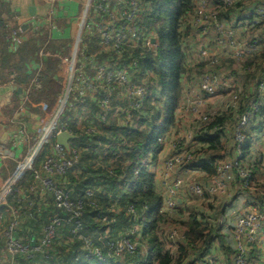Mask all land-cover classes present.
I'll return each mask as SVG.
<instances>
[{"label":"crops","instance_id":"0c3cea01","mask_svg":"<svg viewBox=\"0 0 264 264\" xmlns=\"http://www.w3.org/2000/svg\"><path fill=\"white\" fill-rule=\"evenodd\" d=\"M84 1L85 0H55L54 2H50V0H0V190L5 182L15 174L17 162L30 154L33 147L36 146L42 132L41 129L47 124L54 110L57 108L58 100L66 93L69 78L67 67L65 66V58L71 55L73 43L78 35L79 23L84 11ZM103 1L104 0H96L95 2ZM107 2L111 9L116 7L114 1L108 0ZM263 6L260 0H248L247 6L242 8L238 14H241L242 19L246 21L247 19L244 18L246 13L250 14L251 10L260 13ZM146 8L149 9V4H147ZM142 10L144 9L142 8ZM194 11V7L192 6L191 10L185 15V19L189 24L188 31L189 33L192 31L196 33L197 38H202L203 40L201 45L208 46L209 49L214 51L215 36L209 26L206 25L200 29L196 28V26H192L188 14H190V12L194 13ZM88 13L89 19L84 27V32L87 33H84L82 39L79 40L77 56L78 64L83 66L82 69L85 75L90 79L94 76L95 65L107 64L110 67H117L122 65L125 56L117 58L110 48L106 49L101 45L99 34H97L89 24L90 19L99 21L101 18L98 17L92 9H90ZM233 14L232 12L228 18H231ZM197 15V12H195L192 18H195ZM256 17L257 21L260 20L258 16ZM261 20H263L262 17ZM226 21L230 25L233 22L232 19H226ZM237 24L239 25V21ZM238 25H235L237 34L244 42H248L251 39H258L264 34V29L260 30L261 32L259 30L256 32L252 30L248 22V27L244 30ZM13 28H19L20 31L18 30L16 34H11L10 31ZM252 35L254 37L251 38ZM262 42L264 43V41ZM40 50H44L46 54L44 56L39 55ZM184 52L186 56V50H184ZM219 52L222 55L220 50ZM256 56L257 54L253 57ZM63 57H65V62L61 60ZM197 58L200 60L201 65V63H203V57L200 54L199 48ZM249 58L252 59V56ZM186 60L191 69L190 73L197 71L198 68H191L189 64L190 60L188 58H186ZM231 61L226 62L223 59L221 63L216 66V70L221 74H231L235 76L240 83H244L248 99L246 100L245 97L243 104L248 105L251 101L261 97L262 105L260 107V114L253 118L251 120L253 122L251 123L250 121L251 124L249 123L244 129L246 142L249 144V148L245 149L244 155L240 158L237 156L235 147L232 145L231 141L233 140L232 130L236 123L235 117L238 112L228 113L232 115L233 121L224 119V127L222 131H220L222 139L219 140L220 144H224V146H221L219 151H223V158L228 157L240 163L242 159H248L249 153H253L250 149L253 147L251 143L254 142V150L257 155L253 160L252 158L249 159L253 163V170H255V163L264 160V93L259 97L253 80H248L246 71L249 70L250 67L245 65L247 61L246 58L244 60ZM259 62L263 63L264 61H260V58H257V63ZM261 67H264V65H261ZM189 74H187V76ZM137 77L139 76H132L131 82L136 81ZM189 78L186 77V74L182 77V86L186 84L185 81ZM245 80L248 81V83H245ZM83 88H85V90H82ZM73 90L76 89H73L72 84L67 103L68 105L65 109L68 113L66 118L67 121H62L59 118L57 127L63 125L67 129L70 126V128L80 131L82 127L96 122L95 119L99 116L101 110L97 106L96 96L93 95L87 87H82L80 89L81 92H75ZM121 93L122 92L119 90L112 96L111 105L117 110L114 111L115 109H113L107 120L108 122H113V120H115L117 124L122 122L131 124L133 118L130 112L131 110L126 106L125 101L119 98ZM210 106L211 105L208 104L204 110H208ZM186 115L187 117L184 120L179 119L174 124L175 127L173 126L174 128L172 127L169 129L163 136V138H165L164 143L168 144V148L166 150V146L163 143L162 150L159 152L158 157L149 165V170L154 174V177L158 176L160 170L163 168L164 159L173 152V148L170 147L169 141L171 138H175V136H177L176 134L182 135L186 133V137L192 131V138L190 139L191 144L193 145L195 141V143L200 146V149H202L201 147H206L200 150L198 156L195 157L191 167L193 171L197 170L196 165L199 166V164L212 167L210 162L202 160L203 158H207L206 160H208L212 157L211 161L215 165L216 163H214V161L217 162L216 158L222 156L219 152H211L212 150L207 148L209 145L205 141L206 136H202L204 133L207 135L215 134L214 132H217L219 127H206L210 124H201L196 127L195 122L198 120V117L192 113ZM180 126H182V128H180ZM175 128H179V130L176 132ZM69 131L73 134L71 130ZM224 134L225 136H231V140L224 138ZM76 138L70 139L68 142L70 147H77V162L83 149L77 146L75 141H73ZM55 143V137H51L40 146L33 163L35 169H39L45 158L53 153ZM202 151L203 153L201 154L200 152ZM206 151L211 152L209 158L205 157V155H208L205 153ZM99 152L97 160L95 158L96 161L101 160L105 155L104 152ZM262 155L263 157H261ZM203 169L206 171L204 167ZM68 170L70 174L71 172L75 174L80 172L76 166ZM193 171H186L183 173L185 181L192 178ZM155 173L157 174L156 176ZM40 174L42 177L48 176L56 183L61 184L60 187L62 189L65 187L63 183H67L69 176L66 173L62 176L56 174L49 175L44 172ZM237 182L239 186L235 187L234 181L230 182L228 185L229 195L231 194V187L236 188L229 203L231 207L236 208L237 214H239L237 216H241L247 211L250 202L246 195L247 187L240 184V179ZM185 187L186 184L183 188L182 197L187 203L191 195L186 193L187 190ZM240 194H244L243 197H241L242 199L239 198ZM9 196H12V201L8 200ZM11 209H15L18 212L16 215L17 225L15 227V237L24 243H29V245L38 244L49 221L54 217L62 216L60 215L62 212H60L53 203L51 192L40 186L38 180L34 178L32 171L25 172L0 207V264H7L8 262V254L4 247V232L12 219ZM114 209L116 213L120 210L118 207H114ZM7 210L9 216L4 218L3 214ZM65 224L66 223L62 221L55 228L54 236L49 247L51 253L54 255L56 254L55 251H53L54 244H66L69 240V238L62 233L61 228L64 227ZM227 225L229 228H233L232 225ZM227 230V228H224L222 233H227ZM105 233L106 232L99 234L98 237L100 235H105ZM107 236L108 235H106V237ZM256 242L257 246L262 247V242H264V240H262L260 236ZM257 246H252L249 254L253 252L258 253ZM36 252L37 250H34L33 254ZM44 252V254H46V251ZM210 254L215 255V252L210 250ZM23 257V255L19 256L17 264H47V262H42L41 259H37V261H32V259L29 261L23 259ZM121 259L123 260V258ZM117 260L119 259L113 260V262ZM128 260H130V262L126 264H138L137 261L141 262V259L133 260V262L131 258ZM147 264L150 263L147 261Z\"/></svg>","mask_w":264,"mask_h":264},{"label":"built area","instance_id":"2783aa9c","mask_svg":"<svg viewBox=\"0 0 264 264\" xmlns=\"http://www.w3.org/2000/svg\"><path fill=\"white\" fill-rule=\"evenodd\" d=\"M54 1L55 0H50V2ZM95 1L96 0L84 1V11L79 23L78 35L73 43L71 55L67 58H61L62 62H65L66 60L65 66L67 67L69 78L65 95L58 100L57 108L54 110L47 124L41 129L42 132L38 138L36 146L33 147L30 154L17 162L15 174L5 182L0 190V205H2L10 192L15 188V182L20 179L25 172L32 171L34 178L39 181L40 186L51 192L55 207L64 215L63 217H54L49 221V224L45 227L38 244L34 246L33 244L29 245V243H24L15 237V227L17 225L16 215L18 212L15 209H11L12 219L4 232V247L8 254L7 264H17V260L21 255L29 258L34 250H46L52 242L55 228L62 221L72 223V233L83 239L86 245L90 248L91 253L94 256L100 257L99 260L104 258H106L105 260H112L109 258L111 254L122 258L125 252H137L139 259H141V262L138 264H147L148 250L146 243L141 239L139 232L140 226L137 228L138 223H135V225L132 226L131 234L135 233L134 238L131 237L132 240L125 235V233H120L118 236L114 237V240L112 239L113 241L107 239L106 241L104 240L101 242V244L105 242V245H108H106L108 254L106 253V255H103L102 251L105 249V245L104 247L98 245L93 246L92 239L90 240L89 238L90 236L81 234V201L70 200L67 193L58 186V183L48 176H41V172L49 175H64L68 169L72 168L76 163L77 147L73 146L70 147L69 150H66L55 143L53 153L45 158L40 168L35 169L33 165L40 146L49 138L55 137L58 132L67 130L63 125L57 127V123L60 115L68 105L67 103L72 84L73 89H76L73 91L81 92L80 89L85 86L96 96L97 106L101 110L98 117L103 121H106L110 112L113 109H116L111 105L112 96L116 92L119 90L122 92L119 98H122L125 101L126 106L131 110V108L137 106L140 100L150 94L152 89L151 86L154 85L148 83L147 79L141 83L131 82L132 76L147 75L146 78L149 77L148 73L143 74V72H141L136 58H129L131 50L137 47L147 50L154 49V43L152 42L153 38H151L152 33L142 36L143 33L141 32L138 18L143 7L139 0H112L116 5L114 9H111L108 6V0H104L103 2ZM190 1L194 10L197 12L195 0ZM199 1L198 16L195 18L190 16V21L192 26H196L198 29L206 25L209 26L214 32L215 49L213 51L209 49L208 46H200V54L203 57V63L200 65L202 72L198 74L196 71H193L188 75L190 78L185 81L186 84L183 86L181 84V96L174 111L175 121L170 129L179 119L184 120L188 113L195 114L198 117V120L195 122L196 127H198L201 124H211L216 117L222 116L224 113L236 111L238 114H236L235 117L236 123L233 127L232 133L235 140V151L240 158L245 152L244 149L243 152L240 151V146L243 148L247 143L244 129L253 118L260 114V107L262 105L260 96L264 93V78L255 81V84L258 83V85L255 86L260 98L251 101L252 103L250 102L248 105H245V108L239 112L238 109L242 104L241 100L243 95L240 94L239 90L241 85L240 81L235 76L228 73L221 76L215 71V69L223 59L226 62L231 60L235 61L236 59L244 60L248 56L260 52L264 47V43L262 42L264 41V34L258 39H251L248 42H244L238 36L235 26L232 24L230 25L226 20L220 19L219 15H221L222 9L235 5L238 0ZM90 9L101 18L99 21L90 19L89 22L90 27L99 34L101 45L106 49L110 48L117 58L127 55L128 59L123 62L122 65L117 67H110L107 64L95 65L94 76L89 79L82 69L83 66L79 65L77 62V52L83 23L87 22L89 19L88 11ZM251 12L253 13H246L244 17L247 19L246 21L249 25L253 22H260L261 17L263 18L261 21H264V7L260 10V13L254 10H251ZM256 16H258L260 20H255L254 18H257ZM246 21L243 19L239 21L238 26H240L242 30L247 29L248 27ZM18 30L20 31L19 28H13L10 32L11 34H16ZM45 54L46 52L44 50L39 51V55L44 56ZM217 55L220 56L217 57ZM124 59H126V57H124ZM260 65H264V62H260ZM82 90H85V88ZM208 104L211 105L210 109L204 110ZM94 127L95 125L91 124L82 127V129H84L86 133H94ZM191 133L192 131L186 137V133L182 135L176 134L177 136H175V138L170 139L169 145L173 148V152L164 159L163 168L160 170L159 175L156 176L162 185L160 191L162 192L161 209L163 213L168 212V209L172 206L176 197H178L181 191L183 192L185 184L187 190L186 193H189L190 195H202L204 189L210 194L225 195L228 190L227 185L231 178L234 177V174L238 175L240 179L245 178L247 175V170L240 167L238 164L239 162L234 160L229 163V165H219L218 163L214 168L215 170L218 166L212 181L209 184L205 182L206 186H208L206 188H200V183L196 182L195 179L185 181L183 173L186 171H193L191 168L192 164L195 157L198 156L197 152L200 151V146H198L195 141L193 145L191 144ZM69 152H71V154H69ZM201 169V172H205L203 168ZM196 173L198 172L194 170L193 175ZM247 185L248 184L245 182L242 186L247 187ZM127 208V213L131 214L132 217L137 215L133 206L129 205ZM139 218L140 216L138 215L137 219ZM263 219L264 198H261L260 201H252V204L248 206L247 211L236 218L235 223L232 225V237L245 232L246 237L249 239L248 228L254 226L253 240H255L257 236L256 229L260 227V221L262 222ZM177 234V241L184 239L185 236L183 231L180 234ZM236 239L238 240V238ZM237 251L238 252L234 257L235 264H245L246 262L243 251L238 248ZM237 256L240 257L237 258ZM113 260H116V258H113Z\"/></svg>","mask_w":264,"mask_h":264},{"label":"trees","instance_id":"16d2710c","mask_svg":"<svg viewBox=\"0 0 264 264\" xmlns=\"http://www.w3.org/2000/svg\"><path fill=\"white\" fill-rule=\"evenodd\" d=\"M139 2L144 9L138 18L142 36L152 32L151 35L156 38H154L153 50L137 47L131 50L129 58H136L141 70L145 71L143 74L147 72L155 78L156 89L155 84L152 85L151 94L146 95L136 107L131 108L132 111L130 112L133 117L131 124L125 122L117 124L115 120L108 122V120L103 121L97 117L96 122L92 123L95 125L94 133H86L82 128L80 131L72 129L70 126L67 128L77 136L73 141L83 150L73 166H76L80 172L78 174L74 172L70 174L69 170L66 172L69 176L67 183H63L65 186L63 190L70 200L81 201V234L90 236V240L95 241L96 245L104 247L105 242L101 244L98 235L108 230L105 241L107 239L114 240V237L120 233H125L130 239L131 237L134 238L135 233L131 234L132 226L138 223L141 239L146 243L148 250V263L169 264L171 263L170 251L166 249L165 243L160 240L159 236L162 232L158 229L159 222H162L161 197L155 188L154 175L148 166L158 157L163 147L160 139L175 121L174 111L181 96L182 77L185 74L187 78L190 77L187 74L191 72V69L184 52L185 44L182 42L187 36L190 37L189 24L185 15L191 10L192 4L190 0H139ZM147 4H149V10L146 8ZM237 4L241 5V0H238L231 7L223 8L221 11L223 16H221L222 14L219 15L220 19L226 20ZM239 17L242 18L241 14ZM250 26L255 32L260 31L264 29V21L253 22ZM252 37L254 36L252 35ZM124 56L126 59L123 62L128 59L127 55ZM253 56L252 59L249 58L251 56L246 58L245 65L250 67L246 71V76L249 81L253 80L254 85L257 86L258 83L255 84V81L264 78V67H261L260 62L257 63V58L264 61V47L257 53L256 57ZM140 76L137 77L136 82L141 83ZM245 83L248 81L245 80ZM247 96L246 92V100L248 99ZM155 98L157 99L155 100ZM160 100L162 105H154ZM245 105H241L238 111L241 112ZM67 115L68 113L64 110L59 118L62 121H67ZM222 116L216 117L208 126V128L219 127L218 131L214 132L215 134L207 135L204 133L202 135L206 136L205 141L210 148L219 143L218 137H220V131L224 127V119L234 120L231 114L224 113ZM99 151L104 152L105 155L101 160L96 161ZM261 162L262 160L255 163V171ZM203 167L209 174L213 173L212 167L204 165ZM253 173L254 170L246 184H250ZM88 191H93L95 196L89 198ZM11 197L9 196L8 200L12 201ZM261 198H264V191H261L256 200L250 198L249 201H260ZM115 199L118 202H109V200ZM129 205L133 206L136 214L140 216L139 219L134 220L132 215L127 213ZM114 207L121 209L116 213ZM60 215L63 217L62 213ZM65 223L61 229L69 240L66 244H54L55 255L51 253L49 246L46 250H38L29 258L23 255V259L29 261L41 259L47 264H126L130 262L128 260L130 258L132 260L139 259L137 252H125L122 257L123 260L121 257L112 254L108 255L112 260H99L91 253L84 240L72 233V223ZM262 223H264V219ZM181 224L185 227L184 234L188 248L183 245L178 247L180 253V258L176 261L178 264L181 260L184 262L188 260L186 264L204 262L210 253L209 247L212 241L217 240L218 244L222 243L224 234H220L221 229L219 226L216 228L215 224L200 222L192 215L186 221H182ZM123 227L126 229H122ZM198 242L201 245L196 246L198 247L196 248L197 253L194 256L190 255L188 249L194 251L193 246L197 245ZM106 245L102 251L103 255L107 253ZM252 254L256 255L254 252ZM259 254L260 251L257 255ZM244 256L247 259V254ZM113 258L119 260L113 262ZM137 262L139 263V261ZM262 264L264 263L262 262Z\"/></svg>","mask_w":264,"mask_h":264},{"label":"rangeland","instance_id":"374dc122","mask_svg":"<svg viewBox=\"0 0 264 264\" xmlns=\"http://www.w3.org/2000/svg\"><path fill=\"white\" fill-rule=\"evenodd\" d=\"M195 2H196L197 14H198L199 13L198 7L200 4V1L195 0ZM260 2H261V5H264V0H260ZM247 3H248V0H241V5L237 4L236 7H233L234 8V10H233L234 14L231 16V18H227V19H232L233 22L231 24L233 26L238 25L237 24L238 21H240L242 19L239 17L238 13H239V11H241L242 8H245L247 6ZM147 10H149V9L147 8ZM195 12L196 11H194V13ZM194 13L190 12V14H188V15L193 16ZM251 13H253V12H251ZM221 16H223V14ZM254 19L257 20V18H254ZM85 24H86V22L83 23L82 32L80 34V39H82V36L84 34ZM213 34H214V32H213ZM151 38H156V37L152 35ZM202 43H203L202 38L198 39L196 36V33H194L193 31L190 32V37H187L185 39V41L182 42V44H185V50L187 52L186 58H188L190 60L189 64L191 65V68L193 67V69H194L195 67H197L198 68L197 71L199 73L202 71L200 69V60L197 58V52H198V48L200 49V46ZM219 56L220 55H217V57H219ZM235 61H238V60L236 59ZM77 62H78V56H77ZM231 63H232V61H231ZM140 70H141V68H140ZM215 71L218 72L219 75H221V76L224 75V74H221L216 69H215ZM141 72H145V71L141 70ZM146 76L147 75L141 76L140 82H142L143 79L146 78ZM133 82H136V81H133ZM147 82L155 84V89H156V80L154 77L149 75V77L147 78ZM136 83H139V82H136ZM239 90H240V94H243L242 100H241L242 101L241 103L243 104L245 101L244 98L246 97V89L244 87V83H241ZM151 92H152V89H151ZM151 92H150V94H151ZM155 97H156V95H155ZM263 97H264V95H263ZM156 99L157 98H155V100ZM154 105L160 106V105H162V101L160 100L158 103H155ZM116 110L117 109H115L114 111H116ZM252 122L253 121H251V123ZM206 127H208V126H206ZM206 127H204V128H206ZM180 128H182V126H180ZM175 130L177 132L179 130V128H175ZM232 136H233V133H232ZM230 137L228 135L225 136V134H224V138L231 140ZM164 139L165 138H162V140L160 141L162 144L164 143ZM218 139L221 140L222 139L221 136L218 137ZM231 141H232V145L235 146L234 136H233V140H231ZM251 144L253 145V147L250 150L253 153L252 154L249 153L248 157H247L248 159H245V160L242 159L241 162L238 163L240 167H242L244 170H247L246 177L243 179H240V177L238 175L234 174V177H232L230 180V182L234 181L235 187L239 186L238 182H237L239 179L242 181L240 184L244 185L250 176L249 174H251V172L253 171L252 162L249 158H252V160H253V158H255V156L257 154L254 150L255 143L252 142ZM164 145L166 146V150H167L168 144L164 143ZM247 145H249V144H247ZM247 145L245 144L243 146V148H242V146H240V151L243 152V149L244 150L246 148L248 149L249 147ZM221 146H224V144H220V142H219L214 147H211V148H210V146L207 147L209 150H212L211 152L216 151L222 155V156H219L218 158H216L217 162L214 161V163H216L215 165L211 161L212 157H211V159H208V160H206L207 158L202 159V160L210 162L211 166L213 167V173L212 174H209V172H206V171L201 172L202 171L201 168H203L202 164H199V166L196 165V168H197L196 172H198V173L193 175L191 180L195 179L196 182L200 183L201 184V185L199 184L200 188L208 187V186H206L205 182L207 184H209L212 181L218 166L216 167L215 170H214V168L218 163H219V165L220 164L229 165V163L234 161L233 159L228 158V157L223 158L224 157L223 151H219ZM201 148L205 149L206 147H201ZM202 149H200V150H202ZM211 152L206 151L205 153H207L208 155H205V157L209 158ZM200 153L202 154L203 151ZM261 157H263V155ZM220 162H222V163H220ZM151 163H149V165ZM259 165L260 166L257 168V171L254 170V173L252 174L253 179L250 181V184L248 183V186L246 188V195L249 199L252 198L251 200L256 199V197L258 195H260L261 191L262 192L264 191V160ZM148 168H149V166H148ZM156 175L157 174L155 173V176ZM173 177H175V176H173ZM18 180L15 182V186L17 185ZM157 180H158V178L154 177L155 188H156L157 192L160 194V197L162 199V192L160 191V189H162V185L160 184V181H157ZM38 183H39V181H38ZM229 183H228V185H229ZM228 185H227V188L229 187ZM58 186L60 187L61 184H58ZM235 187H231V191H230L231 194L230 195H229L228 190H227L228 194L217 195V194H210L206 191V189H204L202 195L192 194L189 199L187 197V199H188L187 203L183 199L182 191H181L179 193L178 197H176V199L172 203V206L168 209V212H166V213H163V211L161 209L162 208V202H161L160 212L162 214V219H161L162 222H159L158 229L160 230V232H162V234H160L159 237H160V240L165 243L166 249L170 251L169 254L171 257V263H169V264H178L176 261L178 260V258H180L179 257L180 253L178 250V247L180 245H183L186 248H188L186 246L185 237H184V239L177 241L176 236L178 235L177 233L180 234L182 231H183V233L185 232V230H183V228L185 229V227L180 222L186 221L191 215L195 216L198 219V221H200V222L203 221V222H209L210 224H215L214 226L216 228L219 226V229H221L220 234L222 233L224 228L228 229L227 233H223L224 235H223V239L221 241L222 243L218 244V241L214 240L210 244L209 250L211 249L212 252H215V255H211L209 253V255L207 256V259H205L204 262H197L196 264H235L234 257L236 256V254L238 252L237 248L242 250L244 254H247V256H246L247 259L245 258L246 263H248V264H262V262L264 263V242H262V247L256 245V243H257L256 241L260 238V236H261V239L264 240V224L260 221V227L258 229H256L257 236H256L255 240H253L254 226L248 228V235H249V239H248L245 235V232H242L240 235L232 237V232H233L232 230L233 229H230L227 225V224L233 225L236 221V218H238L237 215H239V214H237L236 208L231 207L230 203H229V200L231 199L233 193H235V189H236ZM205 192H207V193H205ZM88 194H89V198H92L93 196H95L93 191H89ZM243 195L244 194H240L239 198L243 197ZM114 201L118 202L117 199L109 200V202H114ZM249 202H250V204H252V201H249ZM0 207H1V205H0ZM14 207H16V206H14ZM229 207H231V208H229ZM221 211H223V214H221ZM125 215H126V213H125ZM220 215H222V216H220ZM3 216H4V218L9 216L8 210L3 214ZM137 217H138V215H135L132 217V219L137 220ZM262 224H263V226H262ZM139 226L140 225L137 224V228H139ZM262 227H263V229H262ZM122 229H126V227H123ZM108 232L109 231H106L105 235L99 236V239H101V242H103L105 240L102 238L106 237V235H108ZM184 236H185V234H184ZM235 237L238 238V240ZM92 242H93V246H96L95 241H92ZM200 245H201L200 242H198L197 245H194L193 246L194 251H192V249H188L190 251V255L194 256L195 253H197L196 248H198V247H196V246H200ZM252 246L258 247L257 250L260 251L259 255H257L258 254L257 252L254 253L256 255L249 254V251L252 248ZM262 249H263V251H262ZM228 250H229V252H228ZM226 253H228V254L226 255ZM239 257L240 256H237V258H239ZM96 258L99 259L100 257L96 256ZM105 259L106 258L101 259V260L105 261ZM132 262H133V260H132ZM187 262H188V260H185V262H184V260H181L179 264H186ZM156 264H157V262H156Z\"/></svg>","mask_w":264,"mask_h":264},{"label":"water","instance_id":"95a60500","mask_svg":"<svg viewBox=\"0 0 264 264\" xmlns=\"http://www.w3.org/2000/svg\"><path fill=\"white\" fill-rule=\"evenodd\" d=\"M155 39H152V42H154ZM77 136H75L74 134H72L69 130H62L60 132H58L55 136V142L57 145L62 146L63 148H65L66 150L70 149V145H69V140L70 139H74Z\"/></svg>","mask_w":264,"mask_h":264}]
</instances>
